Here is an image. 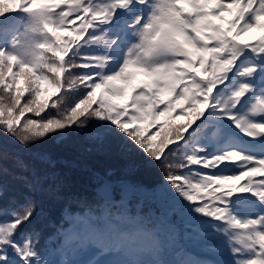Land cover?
Returning a JSON list of instances; mask_svg holds the SVG:
<instances>
[{
    "label": "snow or ice",
    "instance_id": "1",
    "mask_svg": "<svg viewBox=\"0 0 264 264\" xmlns=\"http://www.w3.org/2000/svg\"><path fill=\"white\" fill-rule=\"evenodd\" d=\"M152 171L212 254L175 264H264V0H0V264H52L55 206L58 240L122 246Z\"/></svg>",
    "mask_w": 264,
    "mask_h": 264
}]
</instances>
